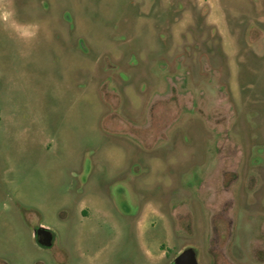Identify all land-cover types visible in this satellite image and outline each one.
Returning a JSON list of instances; mask_svg holds the SVG:
<instances>
[{
  "label": "rangeland",
  "instance_id": "obj_1",
  "mask_svg": "<svg viewBox=\"0 0 264 264\" xmlns=\"http://www.w3.org/2000/svg\"><path fill=\"white\" fill-rule=\"evenodd\" d=\"M188 247L264 264V0H0V264Z\"/></svg>",
  "mask_w": 264,
  "mask_h": 264
},
{
  "label": "water",
  "instance_id": "obj_2",
  "mask_svg": "<svg viewBox=\"0 0 264 264\" xmlns=\"http://www.w3.org/2000/svg\"><path fill=\"white\" fill-rule=\"evenodd\" d=\"M34 235L41 246L50 247L53 244V234L45 227L37 228ZM173 264H199L195 250L191 247L185 248L174 258Z\"/></svg>",
  "mask_w": 264,
  "mask_h": 264
},
{
  "label": "flooded vegetation",
  "instance_id": "obj_3",
  "mask_svg": "<svg viewBox=\"0 0 264 264\" xmlns=\"http://www.w3.org/2000/svg\"><path fill=\"white\" fill-rule=\"evenodd\" d=\"M170 264H173V261H172V263H170Z\"/></svg>",
  "mask_w": 264,
  "mask_h": 264
}]
</instances>
